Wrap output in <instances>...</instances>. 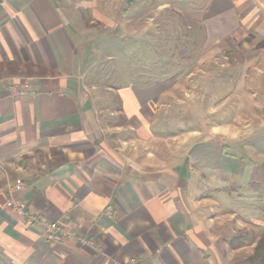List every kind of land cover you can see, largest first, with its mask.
Returning <instances> with one entry per match:
<instances>
[{
  "label": "crops",
  "instance_id": "1",
  "mask_svg": "<svg viewBox=\"0 0 264 264\" xmlns=\"http://www.w3.org/2000/svg\"><path fill=\"white\" fill-rule=\"evenodd\" d=\"M152 1L0 0V264H245L264 234L262 215L252 216L264 198L250 180L256 174L264 185V156L246 193L233 196L227 164L237 155L223 147L239 140L235 125L176 132L157 120L154 101L144 103L155 94L100 90L105 62L116 61L106 50L125 32L134 39L154 31L142 13ZM236 37L227 36L232 53L242 51ZM213 47L220 51V38ZM254 50L264 54V46ZM17 180L23 189L14 198L26 215L6 206ZM33 218L69 234L45 241ZM258 225L253 241L224 240Z\"/></svg>",
  "mask_w": 264,
  "mask_h": 264
},
{
  "label": "rangeland",
  "instance_id": "2",
  "mask_svg": "<svg viewBox=\"0 0 264 264\" xmlns=\"http://www.w3.org/2000/svg\"><path fill=\"white\" fill-rule=\"evenodd\" d=\"M163 1H167L168 7L159 8L157 5ZM150 6V10L141 12L152 16L154 31L151 28L149 33L134 39L125 32L117 47L106 50L104 57L107 55L116 61L105 62L109 76L107 81L99 83L100 90L108 86H134L150 96L155 94L154 99L145 98L144 103L154 101L157 120L166 118L177 125L176 132L182 128L190 132L200 130L216 123L235 125L234 133L239 140L223 149L224 154L237 155L233 162L236 165L230 168L226 162L219 164H227L228 170L234 171L230 184L237 198L247 186L253 167L259 168L258 173L262 169L260 160L264 156L263 143L257 149L248 145L251 135V142L255 144L264 138L260 125L264 120V97L261 96L264 95V78H258L264 77V54L254 50L264 46V0H156ZM139 19L144 25L150 20ZM259 28L263 34L254 31ZM231 32L237 35L234 40L239 47L237 50L242 51L232 53L226 49ZM252 32L256 35L253 40ZM148 35L155 43H147ZM219 38L220 51L213 47ZM245 123L251 126L245 129ZM256 177L255 174L250 178L254 182L252 193L256 192V196L263 199L264 185H260ZM260 186L262 189L257 190ZM252 193L247 197L253 198ZM246 208L252 210L254 206L247 204ZM253 212L257 220L259 215L264 220V209ZM253 229L226 235L224 240L230 239V246L253 241L263 228L258 225ZM237 259L236 264H242Z\"/></svg>",
  "mask_w": 264,
  "mask_h": 264
},
{
  "label": "built area",
  "instance_id": "3",
  "mask_svg": "<svg viewBox=\"0 0 264 264\" xmlns=\"http://www.w3.org/2000/svg\"><path fill=\"white\" fill-rule=\"evenodd\" d=\"M19 94H22L19 92ZM23 183L20 180L15 181L12 186L9 187V201L7 202L6 206L10 210V212L16 213L18 215H26V212L24 211V205L19 203L14 196L23 189ZM35 222H39V224L42 227L43 230V236L45 241H51L56 236L60 235L61 237H67L68 232L65 228L61 227L58 222H47L44 220H40L38 218L32 219ZM130 263H133L134 260H130Z\"/></svg>",
  "mask_w": 264,
  "mask_h": 264
},
{
  "label": "trees",
  "instance_id": "4",
  "mask_svg": "<svg viewBox=\"0 0 264 264\" xmlns=\"http://www.w3.org/2000/svg\"><path fill=\"white\" fill-rule=\"evenodd\" d=\"M245 264H264V234L255 244L252 254L245 259Z\"/></svg>",
  "mask_w": 264,
  "mask_h": 264
}]
</instances>
